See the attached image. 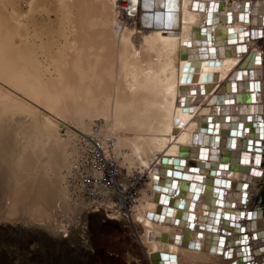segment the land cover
Segmentation results:
<instances>
[{"label":"bare ground","instance_id":"6f19581e","mask_svg":"<svg viewBox=\"0 0 264 264\" xmlns=\"http://www.w3.org/2000/svg\"><path fill=\"white\" fill-rule=\"evenodd\" d=\"M257 117L264 0H0V233L41 225L75 264H264Z\"/></svg>","mask_w":264,"mask_h":264},{"label":"rangeland","instance_id":"374dc122","mask_svg":"<svg viewBox=\"0 0 264 264\" xmlns=\"http://www.w3.org/2000/svg\"><path fill=\"white\" fill-rule=\"evenodd\" d=\"M89 178L90 179H86L85 176H81L79 180H72V182H70V186L73 189V195L75 192L77 194H83V192H86V197L84 196L83 199H86L88 195H90L89 186L92 179L91 177ZM74 181L81 184V189L74 190ZM86 213V216L82 217L83 219L77 218L76 222H78L77 226H79V228L85 233L86 241L88 242L90 248H97L100 245L115 247L117 244L115 238L107 239L106 237L108 234H110V230L98 226L100 216H91V211L88 209L86 210ZM1 222H3L6 228L2 233H0V264H75L76 260L72 259V257H67L59 250V248L55 249L54 251L49 249V247L42 240V237L45 235L48 229L45 228V230L41 225L31 226L20 217H16L14 220H2ZM59 222H61L60 224L62 225H70L71 227L74 224L68 223L65 221V218L63 219V217H60ZM38 223L40 222H37V224ZM33 226L37 227L36 233L38 232L33 236L30 235L28 231V233L24 231H17L19 227H22V230H26L27 228L31 229ZM48 233L52 237L54 236V233L49 230L46 235ZM65 233L66 232H63L61 229L59 230V234L61 235L60 237H62V235ZM58 236L59 235H56L55 238H58L59 240L60 237Z\"/></svg>","mask_w":264,"mask_h":264},{"label":"water","instance_id":"95a60500","mask_svg":"<svg viewBox=\"0 0 264 264\" xmlns=\"http://www.w3.org/2000/svg\"><path fill=\"white\" fill-rule=\"evenodd\" d=\"M247 101L248 102H251V96H248L247 98ZM248 120H251V117H247ZM255 123L253 124L254 128H255V132H256V137L261 139L262 138V135H263V130H264V122L260 119V118H256L255 119ZM239 129H242V127H240L239 124H233L232 125V130H231V134L232 135H236V133L238 132ZM235 137H233V139L231 140V142H235L234 139ZM235 144V143H233ZM253 143L251 141H244V149L246 151L249 152V150H251L249 147H252ZM246 152V153H248ZM244 154V153H243ZM243 156V155H242ZM165 160V159H164ZM224 168V167H223ZM261 195H262V202H263V209L260 210L259 212H262V214L264 213V180L262 182V185H261ZM222 195V194H220ZM220 197V196H219ZM219 199H222L221 197ZM165 257V256H164Z\"/></svg>","mask_w":264,"mask_h":264},{"label":"snow or ice","instance_id":"6c2138e0","mask_svg":"<svg viewBox=\"0 0 264 264\" xmlns=\"http://www.w3.org/2000/svg\"><path fill=\"white\" fill-rule=\"evenodd\" d=\"M220 243H223L222 241Z\"/></svg>","mask_w":264,"mask_h":264}]
</instances>
